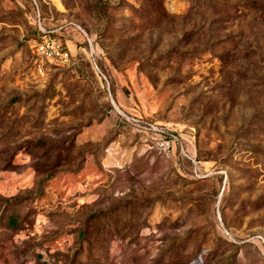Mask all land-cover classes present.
I'll return each instance as SVG.
<instances>
[{"label":"rangeland","instance_id":"1","mask_svg":"<svg viewBox=\"0 0 264 264\" xmlns=\"http://www.w3.org/2000/svg\"><path fill=\"white\" fill-rule=\"evenodd\" d=\"M0 264H264V0H0Z\"/></svg>","mask_w":264,"mask_h":264},{"label":"built area","instance_id":"2","mask_svg":"<svg viewBox=\"0 0 264 264\" xmlns=\"http://www.w3.org/2000/svg\"><path fill=\"white\" fill-rule=\"evenodd\" d=\"M32 54L34 56V65L36 70L41 73L45 65L52 64L56 66H68L71 62V53L62 42L56 30H45L38 22L37 36L33 40ZM148 132L152 133V142L156 150L163 154H169L174 147L175 140L178 137L157 124L148 123L142 126Z\"/></svg>","mask_w":264,"mask_h":264},{"label":"trees","instance_id":"3","mask_svg":"<svg viewBox=\"0 0 264 264\" xmlns=\"http://www.w3.org/2000/svg\"><path fill=\"white\" fill-rule=\"evenodd\" d=\"M35 32H36V35H35V36H37V28L35 29ZM61 40H62V39H61ZM62 42H63V41H62ZM63 43H64V42H63ZM71 58H72V56H71ZM94 65H95L96 69L99 71V73H101V75H103V77H105V75H104V73L102 72L101 67L99 66V64H98V62H97V60H96V58L94 59ZM105 79H106V77H105ZM157 125H159V124H157ZM178 153H179L180 159L188 161V162L191 164V166H192V162H191V158H190V157L181 154L180 151H179Z\"/></svg>","mask_w":264,"mask_h":264}]
</instances>
